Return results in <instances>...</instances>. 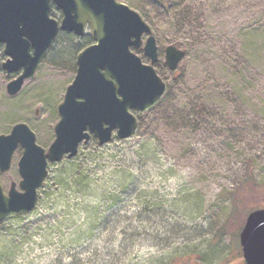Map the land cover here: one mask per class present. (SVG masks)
Masks as SVG:
<instances>
[{
    "label": "rangeland",
    "instance_id": "obj_1",
    "mask_svg": "<svg viewBox=\"0 0 264 264\" xmlns=\"http://www.w3.org/2000/svg\"><path fill=\"white\" fill-rule=\"evenodd\" d=\"M119 1L142 16V11H150L151 19L143 18L157 40L159 60L154 67L168 88L155 107L142 113L132 138L114 136L105 145L109 150L129 149L141 139L152 138L158 153L147 167L146 193L139 198L134 192L119 208L106 210L104 218L118 223L120 217L122 223L114 231L98 224L91 249H84L83 264H165L174 255L177 260L172 264H188L185 255L207 257L209 253L220 260L238 245L249 208H264L260 190L254 191L249 203L247 198L237 202L235 213L234 202L226 195L242 186L248 167L255 183L264 184V0H169L166 7L155 0ZM52 16L61 23L60 11L53 9ZM71 37L64 34L54 43L35 76L15 96L8 94L7 85L17 75L2 69L7 57L0 47V135L24 122L48 151L60 119L57 107L77 73V56L94 43L88 35ZM169 45L186 51L174 71L165 60ZM132 50L143 63L151 64L144 46ZM95 140L83 142L79 154L90 151ZM22 153L20 146L12 168L1 174L6 194L12 183L19 189ZM62 162L49 165V177L62 170ZM54 196L38 202L37 211L17 214L22 217L15 220L10 216L0 232L16 229L19 222H36L43 214L50 216ZM84 199L71 194V206ZM90 218L85 211L75 213L72 230H89ZM121 231L127 234L120 235ZM29 234L12 264H49L58 257L53 245L59 242L57 236L42 239L34 228Z\"/></svg>",
    "mask_w": 264,
    "mask_h": 264
},
{
    "label": "water",
    "instance_id": "obj_2",
    "mask_svg": "<svg viewBox=\"0 0 264 264\" xmlns=\"http://www.w3.org/2000/svg\"><path fill=\"white\" fill-rule=\"evenodd\" d=\"M55 5L63 14L61 23L51 16ZM60 30L82 37L89 30L94 43L77 58V75L58 106L60 120L48 151L37 143L35 132L24 122L9 134L0 135V223L12 215L34 211L39 189L49 175V164L73 158L80 145L95 137L103 146L114 134L132 138L138 129L134 111L144 113L158 104L167 91L157 73L158 45L150 24L128 4L119 0H0V45L7 60L2 69L23 72L7 85L15 96L27 79L35 76ZM148 35L145 43L144 36ZM144 46L151 64L132 48ZM185 51L169 45L166 64L176 70ZM22 147L19 189L12 183L6 194L1 174L12 168L13 157ZM264 232V208L249 213L240 232L248 264H264V243L252 242L253 233Z\"/></svg>",
    "mask_w": 264,
    "mask_h": 264
},
{
    "label": "trees",
    "instance_id": "obj_3",
    "mask_svg": "<svg viewBox=\"0 0 264 264\" xmlns=\"http://www.w3.org/2000/svg\"><path fill=\"white\" fill-rule=\"evenodd\" d=\"M155 1L162 7H166L167 2H169V0ZM142 14L146 19H151L150 11H142ZM63 35L61 33L55 42L61 41ZM68 36L72 38L71 35ZM60 55L62 56V53L59 52ZM204 108L205 105L201 103L199 110L202 112ZM137 116L140 118L142 114L137 113ZM94 143L95 146L85 154L64 160L62 170L60 169L57 175L48 176L39 190V203L44 201L46 197L55 195L56 201L49 206L50 213H52L50 216L43 217V214L36 222L28 224L19 222L16 229L13 230L12 227L11 230L0 232V264H12L17 260L18 254L22 252L25 239L30 236L31 228L37 230L42 239L49 240V235L57 236L59 242L53 245L58 250V257L49 264H83V255L87 249H91V242L98 224L111 227L114 231L118 229L119 223H122L120 217L117 219L118 223H111L107 217L104 218L106 210L114 206L119 208L128 197L132 198L134 192L138 193L137 197L139 198L146 193L143 184L146 180V174L150 172L147 167L153 160V155L158 153L152 138L141 139L137 144L130 145L129 149L121 147L118 150H109L107 146H100L96 140ZM158 163L159 161L154 164ZM160 168L162 170L161 166ZM251 170L252 168L248 167L245 180L238 190L233 194L226 193L234 202V213L239 210L237 202L241 204L248 199L247 202L249 203L250 198H254V191L258 193L260 190L264 195V184L255 183ZM242 191H244L243 194H241ZM61 192H63L62 195ZM71 194H75L77 199L79 195L85 197L84 202L81 201L75 206H71ZM89 197L91 201L88 203ZM65 200L66 203L64 204ZM38 207L36 211L39 210ZM251 209L254 208L250 207L249 211ZM84 211L90 214V221L93 225L87 231L72 230L75 213H83ZM20 217L22 215H15L10 218L15 220ZM65 223L67 224L63 228ZM121 233L120 235H126L127 231H121ZM127 242L132 243L134 241ZM88 243H90L89 246H87ZM176 257L175 255L171 256L165 264H172L177 260ZM96 263L94 261V264Z\"/></svg>",
    "mask_w": 264,
    "mask_h": 264
},
{
    "label": "flooded vegetation",
    "instance_id": "obj_4",
    "mask_svg": "<svg viewBox=\"0 0 264 264\" xmlns=\"http://www.w3.org/2000/svg\"><path fill=\"white\" fill-rule=\"evenodd\" d=\"M60 11V10H58ZM61 12V11H60ZM62 13V12H61ZM63 16V14H62ZM67 34V35H73L75 38H82L86 35H88L89 37H92L89 30L87 31V33L82 36V37H78L76 36L73 32H69V31H63V30H60L59 33H58V36L60 34ZM57 36V38H58ZM92 44V43H91ZM89 44V45H91ZM54 44L51 45V47L48 49V51L52 48ZM87 45V46H89ZM0 47L2 48L3 47V52H4V45H0ZM85 48V47H84ZM83 48V49H84ZM47 51V53H48ZM80 53V52H79ZM47 55V54H46ZM79 55V54H78ZM158 55H159V51H158ZM6 56V55H5ZM7 57V56H6ZM78 58V56H77ZM7 58L4 61H6ZM44 61V60H43ZM3 62L1 63V67H2V64ZM77 69H78V64H77ZM5 71V70H4ZM23 72V69H21L19 72H15V73H12V74H16L17 76L15 78H17L21 73ZM8 73V72H7ZM10 73H8V75H12ZM77 75V73H76ZM76 77V76H75ZM14 78V79H15ZM13 80V79H12ZM11 81V80H10ZM74 81V80H73ZM68 88V87H67ZM67 91V89H66ZM66 94V93H65ZM65 97V96H64ZM59 106V105H58ZM57 112H58V107H57ZM137 114V113H136ZM139 114H142V113H139ZM59 115V113H58ZM59 118H60V115H59ZM54 130H55V127H54ZM245 223H246V220H245ZM245 223L243 225V227L241 228L240 232L243 230L244 226H245ZM240 232H239V241H238V245H235L234 247H232V250L229 251L226 255V256H223L222 259H216L217 257H214L213 255H211L212 253H209V255L206 257L204 255H185V258L187 259V263L188 264H248L247 263V260H246V257H245V253H244V248L243 246L241 245V242H240ZM218 256V255H217Z\"/></svg>",
    "mask_w": 264,
    "mask_h": 264
},
{
    "label": "snow or ice",
    "instance_id": "obj_5",
    "mask_svg": "<svg viewBox=\"0 0 264 264\" xmlns=\"http://www.w3.org/2000/svg\"><path fill=\"white\" fill-rule=\"evenodd\" d=\"M252 242L253 244H255L257 241L261 242V243H264V232H261V233H253L252 235Z\"/></svg>",
    "mask_w": 264,
    "mask_h": 264
}]
</instances>
